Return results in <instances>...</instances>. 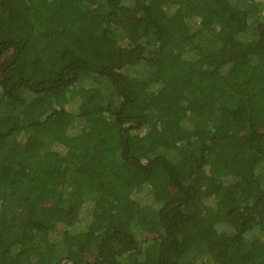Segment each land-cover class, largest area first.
I'll return each mask as SVG.
<instances>
[{"label":"trees","instance_id":"16d2710c","mask_svg":"<svg viewBox=\"0 0 264 264\" xmlns=\"http://www.w3.org/2000/svg\"><path fill=\"white\" fill-rule=\"evenodd\" d=\"M0 264H264V0H0Z\"/></svg>","mask_w":264,"mask_h":264},{"label":"rangeland","instance_id":"374dc122","mask_svg":"<svg viewBox=\"0 0 264 264\" xmlns=\"http://www.w3.org/2000/svg\"><path fill=\"white\" fill-rule=\"evenodd\" d=\"M5 61V57H4V54H1L0 55V65Z\"/></svg>","mask_w":264,"mask_h":264}]
</instances>
